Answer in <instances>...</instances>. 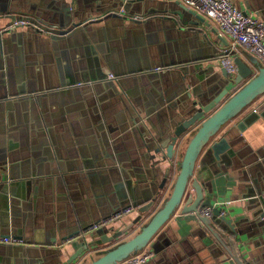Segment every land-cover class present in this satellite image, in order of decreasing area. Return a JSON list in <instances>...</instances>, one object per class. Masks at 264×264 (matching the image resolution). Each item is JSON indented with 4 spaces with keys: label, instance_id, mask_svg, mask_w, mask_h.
I'll use <instances>...</instances> for the list:
<instances>
[{
    "label": "crops",
    "instance_id": "obj_1",
    "mask_svg": "<svg viewBox=\"0 0 264 264\" xmlns=\"http://www.w3.org/2000/svg\"><path fill=\"white\" fill-rule=\"evenodd\" d=\"M231 1L264 21V0ZM20 18L42 29L0 31V237L22 239L0 241V264H58L113 211L134 208L98 226H130L121 240L168 197L193 132L171 157L160 141L196 110L186 93L221 75L230 36L182 0H0V29ZM194 177L230 201L235 233L219 231L232 242L177 210L142 264H236L233 251L264 264V94L203 149Z\"/></svg>",
    "mask_w": 264,
    "mask_h": 264
},
{
    "label": "water",
    "instance_id": "obj_2",
    "mask_svg": "<svg viewBox=\"0 0 264 264\" xmlns=\"http://www.w3.org/2000/svg\"><path fill=\"white\" fill-rule=\"evenodd\" d=\"M250 59L251 61L247 64L239 57L233 56L236 66V74L233 77H230L225 69L221 68V75H215L212 78L210 87L200 92H197L195 88L193 92L186 93L192 96L191 104L197 108L189 117L179 122L172 133H166L165 139L160 141V146L164 147L167 156L171 157L174 147L179 144L184 136L191 131L193 133L177 163V174L170 194L148 221L134 235L122 241H120V237L129 230L130 226L121 229L112 226L94 229L93 225L99 223L96 222L76 239H72L68 242L69 244L67 243L72 252L67 254V257L58 264L120 263L130 255L150 245L157 232L177 210L181 213L190 214L193 219L199 220L218 239L223 237L232 242L230 237L219 231H226L225 229L229 228L231 232L235 233L231 220L225 215H220L218 207H214L209 216L198 214L199 209L212 206L215 197L212 195V186L200 183L194 177V170L199 155L208 144H211L220 129L257 97L264 94V66L259 64L254 57H250ZM222 142L224 141L220 143ZM215 144L212 149L219 146L217 143ZM204 188L207 195H204ZM260 197L261 201L264 202V191ZM155 199L156 195L139 210L148 209ZM110 230L112 232L108 236L107 233ZM59 245L62 249L65 247V244ZM94 254L97 256L93 257ZM85 258H89V261L83 262ZM232 258L236 264H244L235 251H233Z\"/></svg>",
    "mask_w": 264,
    "mask_h": 264
},
{
    "label": "built area",
    "instance_id": "obj_3",
    "mask_svg": "<svg viewBox=\"0 0 264 264\" xmlns=\"http://www.w3.org/2000/svg\"><path fill=\"white\" fill-rule=\"evenodd\" d=\"M190 7L198 9L209 19L213 20L218 27L230 36V47H226L217 57V63L220 68H224L230 77L236 74V66L233 60L232 49L241 46L251 52L257 61L264 66V21L253 14L246 13L242 9L236 7L231 0H182ZM20 26H33L42 29L39 26L32 25L29 19H15L8 25L0 29V31L12 29ZM107 78H113L112 74H108ZM78 84H81L79 82ZM230 201H216L212 206L203 207L198 210L199 215L209 216L214 207L220 209V215H224V206ZM134 208L126 206L119 208L113 213L93 225L94 228L107 224L112 220L121 219L124 215L132 213ZM1 242L19 243L22 239L16 237H0ZM150 255L144 251H138L128 258L117 264H142Z\"/></svg>",
    "mask_w": 264,
    "mask_h": 264
},
{
    "label": "rangeland",
    "instance_id": "obj_4",
    "mask_svg": "<svg viewBox=\"0 0 264 264\" xmlns=\"http://www.w3.org/2000/svg\"><path fill=\"white\" fill-rule=\"evenodd\" d=\"M129 237H131V236H129ZM129 237H125L124 239H121L120 241H122V240H126V239H128ZM97 256V254H94L93 255V257H96ZM87 261H89V258H85V260L83 261V262H87Z\"/></svg>",
    "mask_w": 264,
    "mask_h": 264
}]
</instances>
